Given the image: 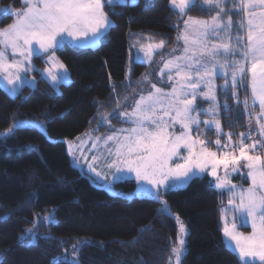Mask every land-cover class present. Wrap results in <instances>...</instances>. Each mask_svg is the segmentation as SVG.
Listing matches in <instances>:
<instances>
[{
	"label": "snow or ice",
	"instance_id": "6c2138e0",
	"mask_svg": "<svg viewBox=\"0 0 264 264\" xmlns=\"http://www.w3.org/2000/svg\"><path fill=\"white\" fill-rule=\"evenodd\" d=\"M137 3L138 0H22L21 8L14 10L13 0L12 6L0 9V21L14 16L13 23L0 29V78L6 82V94L23 102V89H35L40 80L36 77L30 80L28 73L36 71L32 58L41 54L47 57L48 66L40 79L57 90L59 85L67 84L69 70L57 51L67 46L96 47L114 27L110 13L115 14L116 7ZM169 3L181 17L187 16L183 29H177V42L183 41L180 54L164 60L160 69L161 82L167 74L170 89L149 81L151 89L146 93L141 89L138 99L117 96L115 109L98 113L97 129L93 131L105 124L111 127L112 119H118L127 127L98 137L93 147L103 144L111 157L108 168H114L117 173L134 174L138 189L130 195H147L159 202L160 215L171 214L163 196L188 184L199 174L206 172L214 177L215 187L228 193L229 207L222 209L221 216L223 237L228 242L225 247H231L238 254L241 264H256V261L264 264V120L261 119L264 117V0H233L232 9L228 8V0H203L201 10L205 6L215 10V15L208 19L188 15L196 6L195 0H169ZM148 6L146 0L145 7ZM233 12L239 15L238 20L233 19ZM163 46V40L150 42L141 44L140 51L150 62L153 51ZM220 78L224 83L217 85L216 80ZM131 87L130 83L125 85L126 90ZM229 89L237 105L239 91L245 90L243 104L250 121L255 114L257 138L250 130L247 134L241 132L240 138L234 141V134L229 132L228 142L222 144L221 113L229 116L232 113L227 102ZM220 96L225 98L222 105ZM198 97L208 102L207 109L195 104ZM130 99L133 103L129 110ZM97 107L99 109V103ZM201 116L206 117L202 121L203 130ZM45 124L46 120L14 119L12 126L0 133V138L14 135L18 129L43 132ZM213 126L217 132L216 150L210 148L212 141L205 136ZM96 159L93 156V160ZM241 167L248 170L246 176L250 185L246 189L238 188L229 180V175L240 171ZM221 168L223 177L218 175ZM89 170L100 175L91 164ZM32 203L30 198L25 206ZM225 212L232 213L231 223L227 222ZM12 215L14 212L10 211L0 219L7 220ZM56 223L55 210L42 220L36 214L35 222L22 231L18 243L25 248L32 247L41 239L38 227ZM238 224L250 225L251 233L245 235L237 231ZM145 231L150 229H141L134 242H138ZM186 234L187 229L181 222L169 264L173 259L175 264H183ZM87 244V241H77L72 245V259L67 255L55 257L53 264H79L78 254Z\"/></svg>",
	"mask_w": 264,
	"mask_h": 264
},
{
	"label": "trees",
	"instance_id": "16d2710c",
	"mask_svg": "<svg viewBox=\"0 0 264 264\" xmlns=\"http://www.w3.org/2000/svg\"><path fill=\"white\" fill-rule=\"evenodd\" d=\"M145 3L138 0L134 6L116 7L115 14L110 13L114 27L96 47L60 49L57 54L70 78L58 90L41 80L38 72L34 74L40 82L35 89H23V102L0 87V133L11 127L14 119L46 120L43 132L18 129L14 135L0 138V217L14 212L7 220L0 219V264H53L55 257L64 255L72 259V245L77 241L88 242L78 254L79 264H169L181 222L187 229L183 264H241L223 242L219 222L223 203L207 176L163 196L171 214L160 215L159 202L130 195L135 193L133 180L102 185L75 164L67 149L66 139L106 129L107 124L93 131L98 113L115 109L117 96H134L135 83L147 66L133 62L127 75L132 45L161 40L164 46L174 43L178 26L187 16L181 17L169 0H148L147 8ZM202 4L203 0H197L188 15H215L207 6L201 10ZM8 5L12 6L13 0H0V7ZM21 6V1L15 0L14 7ZM228 8H233V0H228ZM12 18H3L0 27ZM233 19H239L236 12ZM39 63L42 65L41 60ZM129 83L132 87L126 90ZM238 96L239 105L229 97L232 111L237 110L232 120L235 124L246 118L245 95ZM219 99L222 101L221 96ZM132 103L130 99L129 109ZM221 116L223 126L228 127V117ZM30 198L33 203L25 206ZM53 210L57 223L38 227L41 239L32 247L20 246L18 238L32 226L36 214L42 220ZM145 228L150 231L134 242Z\"/></svg>",
	"mask_w": 264,
	"mask_h": 264
},
{
	"label": "rangeland",
	"instance_id": "374dc122",
	"mask_svg": "<svg viewBox=\"0 0 264 264\" xmlns=\"http://www.w3.org/2000/svg\"><path fill=\"white\" fill-rule=\"evenodd\" d=\"M20 1L22 3V0H20ZM196 1L197 0H195V3H196ZM169 5L172 7V5L170 3H169ZM10 6L11 5L1 6L0 9L7 8ZM14 10H16L15 7H14ZM12 17L13 18H12L11 22L4 27H0V29H4L8 25L13 23L14 16H12ZM185 19H187V17ZM200 19H208V18H200ZM183 26L184 25L182 23L178 27L180 29H183ZM177 36H178V31H177L176 39L171 46H163L162 48L155 49L153 51L152 59L150 62L148 61L147 57H145L144 52L140 51V47L133 46V45L130 47L129 59H128V64H127V69H126L127 75L130 72V67H131V64L133 62H138V63L144 64L147 66L145 71L142 73L141 77H139L135 83L134 96L136 99L139 98V94H140L141 89L145 93L151 89V83H149V81H151L152 83H157L158 87H162L165 90L170 89L171 85L167 80V74H165L163 76V80L161 82L160 69L163 67V61L164 60L170 59L173 55H179L180 54V50L183 48V41L177 42ZM100 41H99V43H100ZM174 49L176 50L175 52H173ZM57 56H58V54H57ZM46 59H47V57L44 56L43 54L38 55V56H34L32 58V63L36 69L35 72H38L39 74L43 73V69L46 66H48L45 63ZM59 59H60V57H59ZM40 60L42 61V65L39 63ZM35 72L28 73V78L30 80L33 77H36L34 74ZM146 76L148 77V80L145 79ZM216 83H217V85H222L224 83L223 78L217 79ZM0 87H2L6 91L7 85H6V82H4L2 80V78H0ZM53 88L57 89L55 87H53ZM242 92H243V95H245L244 89H241L239 91L238 95ZM229 97H231V89H229ZM221 98H222V101L219 99V103L222 105L224 103L225 98L223 96H221ZM227 102L231 106V101H229V99ZM195 104L199 105L200 107H202L204 109H207L209 106L207 101H205L199 97L195 101ZM249 107L250 108L252 107L250 99H249ZM255 107L258 111V105H256ZM236 112H237V110H233L230 116L226 113H223V112L221 113V115H225L226 117H228V118H226L227 122H228V127H224L222 122L220 121L222 131L224 133V135L222 137V144L228 142L227 134L229 132L234 134V136H233L234 141H237L240 138L241 132H244L245 134H247L250 130L252 131L254 138H257V134H258L259 129H258V126L256 125L255 114L253 115V118L250 121L248 115L246 114V112L244 110V112L246 114L245 120L243 122L235 124L234 121H232V120H233V118H235ZM205 118H206L205 116H201V118H200L202 130L204 128L202 121ZM261 119L264 120V117H262ZM221 120H222V118H221ZM110 123H111V127H109V125L107 124L106 129L100 134H87V135H81L79 137H76L75 139H66L65 142H66L67 149H68L70 156L72 157L73 161L75 162V164L80 169H82V171H84L89 176H91L96 182H98L102 185L110 186V185H112L118 181L133 180L135 182V193H136L137 189H138V185H137V181L135 179L134 174L127 173V172L117 173L114 168H112V169L108 168L107 163L110 162L111 157H108L107 151H106L105 147L103 146V144L100 143L96 147H93V141H95L98 137H101V138L105 137L106 135L114 133L117 129L127 127L126 124H123L120 121L118 123H112V122H110ZM177 129H179L178 125H177ZM194 135H195V133H194ZM205 136L208 140L212 141V143L210 144V148L212 150H216L217 146L215 144V140L217 138V132H216L215 127L213 126L210 131L206 132ZM248 142L250 143L251 141H248ZM93 156H96L98 159L93 160ZM90 164L95 167L96 172L100 173L99 176H97L95 172H92L89 170ZM241 164H243V161L241 162ZM247 171H248L247 168L241 167L240 171L232 172L229 175L230 182L232 184L237 185L238 188H244V189L248 188L250 185V180H248V178L246 176ZM218 175L221 177L224 176V171L222 168L218 170ZM204 176H207L210 179L213 187L219 193L220 201L223 203V205L220 207L219 222H220V230H221L223 242H224V244H227L228 242L225 241L224 237H223L222 229L224 227V222H222L221 216H222V209H227L229 207L228 206V193H227V191L217 189L215 187V183H216L215 178L207 175L206 172L198 175V177H204ZM117 177H121V178L118 179ZM235 177H239V180L235 181L234 180ZM186 185H184L182 187H178L177 189H181V188L185 187ZM222 191H223V194H222ZM137 196L143 197V196H147V195H137ZM223 214L226 216L227 222L231 223L232 213L231 212H225ZM247 227H248V229H246ZM179 229H180V224L178 226V234H179ZM237 231L242 232L245 235H247V234L251 233L252 229H251V226L248 224H238L237 225ZM227 248L229 250H231L232 252H234L231 247H227ZM235 254L238 256L237 253H235ZM238 258H239V256H238ZM256 264H260V262L256 261Z\"/></svg>",
	"mask_w": 264,
	"mask_h": 264
},
{
	"label": "crops",
	"instance_id": "0c3cea01",
	"mask_svg": "<svg viewBox=\"0 0 264 264\" xmlns=\"http://www.w3.org/2000/svg\"><path fill=\"white\" fill-rule=\"evenodd\" d=\"M248 228V227H247Z\"/></svg>",
	"mask_w": 264,
	"mask_h": 264
}]
</instances>
